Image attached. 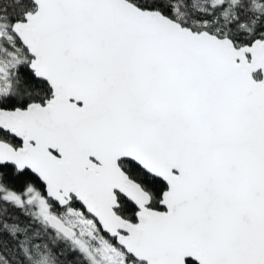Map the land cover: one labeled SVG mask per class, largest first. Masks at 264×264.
Returning a JSON list of instances; mask_svg holds the SVG:
<instances>
[{
    "label": "snow or ice",
    "instance_id": "snow-or-ice-1",
    "mask_svg": "<svg viewBox=\"0 0 264 264\" xmlns=\"http://www.w3.org/2000/svg\"><path fill=\"white\" fill-rule=\"evenodd\" d=\"M0 264H264V0H0Z\"/></svg>",
    "mask_w": 264,
    "mask_h": 264
}]
</instances>
